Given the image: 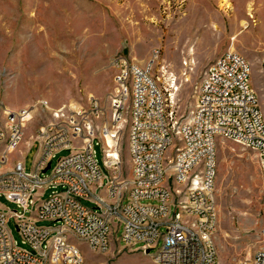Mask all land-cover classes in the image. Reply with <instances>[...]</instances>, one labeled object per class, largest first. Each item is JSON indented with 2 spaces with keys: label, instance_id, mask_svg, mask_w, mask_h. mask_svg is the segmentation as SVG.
Returning <instances> with one entry per match:
<instances>
[{
  "label": "built area",
  "instance_id": "1",
  "mask_svg": "<svg viewBox=\"0 0 264 264\" xmlns=\"http://www.w3.org/2000/svg\"><path fill=\"white\" fill-rule=\"evenodd\" d=\"M114 65L109 122H104L105 110L95 98L85 107L52 112L36 130L32 143L38 150L30 171L23 158L3 170L21 144L30 109L0 105V194L18 209H0V264H83L72 238L105 251L113 236L150 254L157 264H217V139L256 151L264 169V113L250 83L249 62L234 51L219 55L206 68L195 107L182 121L169 107L168 89L152 74L153 61L141 67L118 57ZM259 66L264 74V57ZM126 117L132 167L128 191L120 181L115 141V127ZM96 144L107 174L95 158ZM64 150L71 152L52 165ZM59 187L63 192L43 198L47 190ZM101 191L106 198L99 196ZM79 199L97 207L88 208ZM10 220L28 249L13 240ZM38 221L60 226L42 227ZM235 264H264V246Z\"/></svg>",
  "mask_w": 264,
  "mask_h": 264
},
{
  "label": "rangeland",
  "instance_id": "2",
  "mask_svg": "<svg viewBox=\"0 0 264 264\" xmlns=\"http://www.w3.org/2000/svg\"><path fill=\"white\" fill-rule=\"evenodd\" d=\"M227 51L249 62L250 83L264 113L259 66L264 57V0H0V105L30 109L21 144L3 170L19 158L26 170L32 169L36 130L58 109L85 107L95 98L105 110L104 122H109L116 58L141 67L153 61L152 74L168 89L169 107L182 121L195 107L206 68ZM128 129V117L115 127L120 181L126 182V191L132 175ZM94 150L107 174L100 145ZM70 152L58 153L52 165ZM55 191L63 189L47 190L43 198ZM99 196L106 198L104 191ZM214 199L217 264L251 258L264 246V169L256 151L217 139ZM79 202L97 207L91 200ZM0 209L18 210L1 194ZM37 225L56 228L60 223ZM8 227L17 246L28 249L12 220ZM72 242L80 248L83 264H157L150 254L130 249L114 236L105 251L92 250L75 238Z\"/></svg>",
  "mask_w": 264,
  "mask_h": 264
},
{
  "label": "bare ground",
  "instance_id": "3",
  "mask_svg": "<svg viewBox=\"0 0 264 264\" xmlns=\"http://www.w3.org/2000/svg\"><path fill=\"white\" fill-rule=\"evenodd\" d=\"M224 1H225V0H224ZM226 4H227V3H224L222 7H226ZM251 17H252V16H251ZM242 24L245 25V23H242ZM106 144H108L110 147L112 146V142H111V140H110L109 138H107V140H106Z\"/></svg>",
  "mask_w": 264,
  "mask_h": 264
},
{
  "label": "crops",
  "instance_id": "4",
  "mask_svg": "<svg viewBox=\"0 0 264 264\" xmlns=\"http://www.w3.org/2000/svg\"><path fill=\"white\" fill-rule=\"evenodd\" d=\"M24 144H26V143H24ZM7 164H8V163H7ZM7 164H6V165H7ZM6 165H5V166H6ZM11 166H12V165H11ZM11 166H9L7 170H9V169L11 168Z\"/></svg>",
  "mask_w": 264,
  "mask_h": 264
},
{
  "label": "water",
  "instance_id": "5",
  "mask_svg": "<svg viewBox=\"0 0 264 264\" xmlns=\"http://www.w3.org/2000/svg\"><path fill=\"white\" fill-rule=\"evenodd\" d=\"M49 166H50V165L47 166L46 170L49 169ZM46 170H44L43 172H45Z\"/></svg>",
  "mask_w": 264,
  "mask_h": 264
}]
</instances>
